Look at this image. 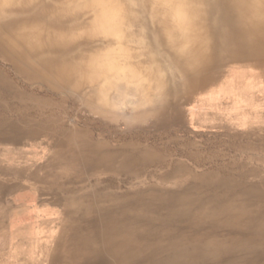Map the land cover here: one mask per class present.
Returning a JSON list of instances; mask_svg holds the SVG:
<instances>
[{"label":"rangeland","instance_id":"rangeland-1","mask_svg":"<svg viewBox=\"0 0 264 264\" xmlns=\"http://www.w3.org/2000/svg\"><path fill=\"white\" fill-rule=\"evenodd\" d=\"M12 69L0 60V264H264V81L132 123V96L102 119Z\"/></svg>","mask_w":264,"mask_h":264},{"label":"bare ground","instance_id":"bare-ground-1","mask_svg":"<svg viewBox=\"0 0 264 264\" xmlns=\"http://www.w3.org/2000/svg\"><path fill=\"white\" fill-rule=\"evenodd\" d=\"M0 60L102 119L134 97L126 120L165 123L179 100L264 81V0H0Z\"/></svg>","mask_w":264,"mask_h":264}]
</instances>
